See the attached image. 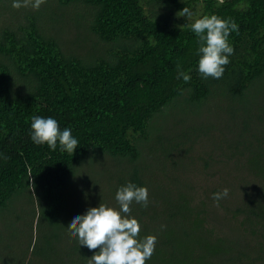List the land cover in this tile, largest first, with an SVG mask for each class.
Here are the masks:
<instances>
[{"label": "trees", "instance_id": "obj_1", "mask_svg": "<svg viewBox=\"0 0 264 264\" xmlns=\"http://www.w3.org/2000/svg\"><path fill=\"white\" fill-rule=\"evenodd\" d=\"M185 6L238 25L220 79L196 70L194 20L149 0H0V219L27 212L41 229L21 264H88L99 248L80 247L66 226L101 201L116 205L128 181L149 191L130 213L141 236H157L146 264H264V0ZM69 11L89 33L67 46L51 23L58 14L67 24ZM169 113L172 123L157 124ZM35 115L70 126L76 149L34 144ZM94 158L110 164L102 178L81 175L74 195L72 179Z\"/></svg>", "mask_w": 264, "mask_h": 264}, {"label": "clouds", "instance_id": "obj_2", "mask_svg": "<svg viewBox=\"0 0 264 264\" xmlns=\"http://www.w3.org/2000/svg\"><path fill=\"white\" fill-rule=\"evenodd\" d=\"M42 3L44 0H12L14 8L31 4L33 9H39ZM177 15L190 19L193 12L185 6ZM190 30L197 37V72L203 79H220L234 54L229 37L232 32L238 31L237 23L230 18L206 14L192 21ZM183 78L188 79L187 76ZM29 136L34 144H47L53 151L59 147L61 152H72L79 144V138L72 128L69 126L61 129L59 122L51 116H33ZM229 191V188L224 187L214 192L213 201L219 203L228 197ZM115 201L116 205L101 201L98 206L89 207L83 214H74L66 227L80 247L89 250L99 248L89 257L88 264H146L156 249L157 236H141L142 226L138 218L130 213L133 203L148 206V188L128 181L117 188Z\"/></svg>", "mask_w": 264, "mask_h": 264}, {"label": "rangeland", "instance_id": "obj_3", "mask_svg": "<svg viewBox=\"0 0 264 264\" xmlns=\"http://www.w3.org/2000/svg\"><path fill=\"white\" fill-rule=\"evenodd\" d=\"M160 13L168 14L175 19L178 15L177 13L181 10L180 6L184 5L188 2V0H149ZM176 1V2H175ZM194 5V4H193ZM197 8H200V3L195 4ZM75 12V11H74ZM74 12L69 11L65 14V18L67 19V24H64V19H60L59 15L56 14L55 17L52 18L51 25L54 26V31H61L60 36L65 45H71L69 40H73L77 37H80L81 40H84V37L88 36V29L86 27V22L81 21L84 27H79L77 25V19L74 15ZM198 10L193 12V16L191 19L195 20L198 18L200 14ZM178 18V17H177ZM57 22V23H56ZM64 26V28H63ZM80 34V36H78ZM261 87V86H260ZM259 87V89H261ZM259 99V97H258ZM170 116H164L157 119V124H162L165 122L172 123L174 121L175 116L172 113H169ZM196 120H201L198 115L194 116ZM192 120V117H187V121ZM200 122V121H199ZM222 127V126H220ZM218 135L222 136L223 133L219 132ZM207 141L203 142L201 145H197L196 152H203L207 149ZM204 153V152H203ZM92 158V157H90ZM110 162H103L101 159L97 161L95 158L92 161L86 162L81 166L80 170L76 174V176L71 181V188L73 194L76 195L78 190L82 186V177L85 172L90 173L92 177L102 178L104 175L105 168L109 166ZM200 169V168H198ZM198 171V170H197ZM198 176V175H197ZM22 202H18V205H21ZM12 213V212H11ZM8 215L5 219H0L1 230H0V264H21V260L24 257L25 253L28 252V245L30 240L33 238L34 242L39 240L41 242V229L36 224L31 228L30 225V215L26 212L24 214V219L19 223L16 214ZM6 215V214H2ZM53 231L55 228H51ZM42 245V244H41ZM32 251V250H31ZM43 253L46 255L48 251H44ZM51 252L49 255H53ZM30 255V254H29ZM31 256V255H30ZM39 255H36V257ZM40 258V257H39ZM41 259V258H40ZM33 260V259H32ZM30 260V261H32ZM36 264V263H35Z\"/></svg>", "mask_w": 264, "mask_h": 264}]
</instances>
